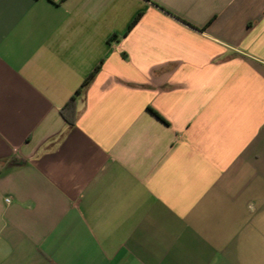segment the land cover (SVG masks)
Listing matches in <instances>:
<instances>
[{
	"label": "crops",
	"instance_id": "0c3cea01",
	"mask_svg": "<svg viewBox=\"0 0 264 264\" xmlns=\"http://www.w3.org/2000/svg\"><path fill=\"white\" fill-rule=\"evenodd\" d=\"M0 264H264V0H0Z\"/></svg>",
	"mask_w": 264,
	"mask_h": 264
},
{
	"label": "trees",
	"instance_id": "16d2710c",
	"mask_svg": "<svg viewBox=\"0 0 264 264\" xmlns=\"http://www.w3.org/2000/svg\"><path fill=\"white\" fill-rule=\"evenodd\" d=\"M142 14H139L135 21L131 24V28L136 25V23L140 20ZM101 65L97 66L96 69L87 77V79L82 84L81 88L78 90V94L84 93L88 86L92 83L97 73L100 71ZM76 111H77V103L76 97H72L70 101L66 104L64 108H62L61 113L66 121L70 124H75L76 121Z\"/></svg>",
	"mask_w": 264,
	"mask_h": 264
},
{
	"label": "built area",
	"instance_id": "2783aa9c",
	"mask_svg": "<svg viewBox=\"0 0 264 264\" xmlns=\"http://www.w3.org/2000/svg\"><path fill=\"white\" fill-rule=\"evenodd\" d=\"M8 202H10V200H8Z\"/></svg>",
	"mask_w": 264,
	"mask_h": 264
}]
</instances>
